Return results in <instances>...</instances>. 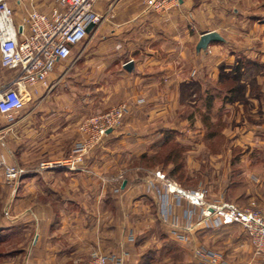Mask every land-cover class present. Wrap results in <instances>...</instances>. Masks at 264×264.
<instances>
[{
  "label": "crops",
  "instance_id": "obj_1",
  "mask_svg": "<svg viewBox=\"0 0 264 264\" xmlns=\"http://www.w3.org/2000/svg\"><path fill=\"white\" fill-rule=\"evenodd\" d=\"M260 2L180 0L178 7L155 13L146 11L140 0L97 1L95 8L104 15L102 23L73 48L70 58L56 63L48 77V86H38L37 92L32 87L24 90L26 103L14 120L0 114V161L23 170L14 206L25 205L23 215L20 212L9 220L6 218L10 224H2L5 219L2 216L0 235L17 228L16 223L29 226L32 245L26 250V264H85L94 251L107 255L126 253L124 264L142 261L152 249L151 239H159L153 233L142 239L127 217L133 203L126 197L142 189L135 184L137 172L125 164L147 153L160 132L143 135L144 139L130 133L135 126L156 128L151 123L157 117L163 121L171 117L178 127L182 119H176L175 113H178L182 82L194 85L208 76L212 89L207 94L206 109H212L220 101L222 121L235 119L240 123L237 128L264 131V12H260L264 4ZM8 3L17 24L33 9L48 14L53 9H63L59 0H8ZM219 14L230 22L213 26L216 24L213 19ZM207 32L220 33L222 39L198 49L201 36ZM190 47L196 55L188 60L192 72L186 76L182 72L187 60L182 54ZM74 66L76 73L72 70ZM204 69L202 74L200 70ZM3 74L0 89L13 77L9 70ZM73 75L76 82L71 78ZM90 80L94 86L98 85L101 94L98 100L101 106L95 112H104L123 102L130 105L124 125L86 156L85 171L73 172L66 168L39 171L40 162L68 157L79 142V125L92 114L85 106L84 91L85 82ZM230 80L236 84V90L231 94L222 93L226 81ZM250 80L256 84L250 85ZM164 96H173L171 106L161 102ZM142 103L144 111L139 110ZM199 107H194L189 116L196 125L195 113L206 112ZM161 125L166 124H159V128ZM247 139L249 136L244 135L234 143L242 145ZM134 143L137 146L130 149ZM122 151L125 154L121 160ZM240 160L246 161V158ZM114 176L122 178L118 191L106 179ZM175 200L178 207L173 219L176 216L182 226L192 227L188 232L184 228L190 242L198 244V236L206 243L217 239L230 241L225 252L218 250L226 260L233 264H264V255L255 256L247 238L209 237L207 234L214 229L206 228L200 215L187 217L186 211L194 213L197 207L185 198ZM7 203L8 200H3V205ZM156 216L160 218L159 213ZM130 235L135 236V243L129 241ZM157 249V246L153 249L156 259L150 264L159 261L161 251ZM191 264L199 262L195 258Z\"/></svg>",
  "mask_w": 264,
  "mask_h": 264
},
{
  "label": "rangeland",
  "instance_id": "obj_2",
  "mask_svg": "<svg viewBox=\"0 0 264 264\" xmlns=\"http://www.w3.org/2000/svg\"><path fill=\"white\" fill-rule=\"evenodd\" d=\"M260 3L264 4V0H261ZM260 12H264V5L261 7ZM262 16V18H264V13H262ZM213 20L216 23L213 26L216 25L217 27H221V25L230 22L229 20L226 21L222 19L221 14ZM218 34L221 36L220 33ZM165 54L166 56L168 55V53ZM195 55L196 51L192 47L183 50L182 56L184 60L187 61H185L182 73L186 76L188 73L192 72V65H190L191 63L190 61L188 62V60L195 58ZM75 69L76 67L74 66L72 69L74 73H76ZM202 70H200V72L204 74L205 69L203 72ZM5 71V69L0 70V78L4 75L3 72ZM71 78L75 81L76 76L73 75ZM226 82L221 92H224V94H231L233 90H236V84L231 80ZM105 83V86L108 87V82ZM211 84L212 82L208 79V76L205 80L200 79L194 85L193 83L189 84L187 81L182 82V94L179 97L180 103L177 109L178 113H175L176 119H178V117L182 119L180 125H177L178 127H176V123H173L174 119L171 117H166L165 121L157 117L152 120L151 123L153 126H156V128L147 129L135 126L131 129V136H137L143 139V135L146 136L153 131L160 132L157 137H154L155 143H150L152 145L149 144V151L143 154L149 156L159 154L158 158H155V160H151V158L146 160L145 158L143 159V155H141L138 159L127 161V164H125L128 168H133L134 171L137 172V179H135L137 182L135 184L142 189V192L133 191L126 197L128 201H131V204L133 203L130 205V208H133V210L129 209L127 217H130L133 226L138 229V234L142 239H144L143 237L145 235L148 237L152 233L159 239H151L149 243L152 247L151 250L155 249L157 246L159 251H161L157 264H191L195 261V257L192 253L193 243L183 240V237L182 239L181 237L179 238L172 231L175 227V221L178 222V217L175 216V220L173 219V215L177 214L174 213L175 208L178 207L175 199L176 197L184 198L176 191V186L188 191L205 190L207 191V199L209 201L223 200L233 203L238 207H248L255 203L257 206L264 207V131L250 130L251 132H249L242 128H237L240 123L236 122L235 119L232 122L222 121L223 110L220 101H216L212 109H206V98L207 94H210V89H212L210 88ZM251 84L255 85L256 82L250 80V85ZM78 89L80 90V88ZM84 91L85 106L89 108L92 114H96L97 112L95 111L101 106L100 103H98L101 96V94H99L100 88L98 85L94 86L93 82L90 80L85 82ZM169 97L164 96L161 102L171 106L173 96ZM237 97H239V94ZM141 105L139 110L144 111L145 104L142 103ZM198 106H200L199 108L201 110H205L206 112L195 113V117L197 118L196 125L189 116L191 112L194 111V107ZM138 117L141 119L140 116ZM125 120L126 118L123 120L121 126L124 125ZM183 121L185 123H183ZM137 124L141 126L140 122H137ZM159 124L166 125L165 127L161 125V128H159ZM121 126L116 130L121 128ZM173 126L176 127L177 130L173 129ZM168 133L171 134L172 137L167 145L162 146L161 143ZM212 133H214L213 136H211ZM244 135L249 136V139H247L248 141H245L242 145H236L234 143L236 138L239 139ZM259 141H261V143H259ZM176 143L180 144V147L183 148L180 150L182 168L179 173L176 174L177 177L182 175V180L176 178V176L170 177L167 175L169 170L173 167L172 163L167 166L164 165L165 157L169 151L176 149L174 147ZM136 144L137 143L132 144L130 149L137 146ZM137 149H134L135 153L138 152ZM124 154L125 151H122L121 160L124 158ZM242 157L246 158V161H241L240 159ZM4 169L5 167L0 165V220H2V216H4L5 219L2 221V224H10L11 222L7 221L6 218L11 219L12 216L19 215L20 212L21 215H23L25 212L24 203L14 206L17 196L16 189L22 180V176L15 182H10L5 175ZM123 170L125 171V168ZM159 171L165 175V179L160 180L156 177V173ZM123 174L124 172L122 175ZM150 175L153 177H149ZM255 175L257 177H253ZM121 176L119 178L115 176L106 178L108 179L109 185L113 188L115 187V191L119 189L122 182ZM148 177L151 179L147 183L146 179H148ZM170 185H172V187H170ZM171 190L174 192L172 193ZM144 191H146V193H144ZM3 200H8V203L5 204L6 206L3 205ZM156 204H158V208ZM186 212L187 217H189L188 211ZM200 212V207H197L194 214L198 216ZM158 213L163 222L156 216ZM178 224L182 226V223ZM16 227L17 228L14 230L10 228L7 232H4L3 235H0V264H26L28 261L26 250L32 245V241L29 239L30 232L27 230L29 226L16 223ZM185 227L187 226H179L178 233H181L182 236L187 234L184 233ZM209 228L214 229L207 234L209 237H229L232 240L234 238L246 240L245 233L239 226H229L223 229L222 226L219 228L211 226ZM185 232L188 231L186 230ZM135 242L136 238L134 242L131 243ZM196 243L206 247L209 246L217 251L220 250L225 252L231 242L217 239L213 243H206L203 238H199L198 236Z\"/></svg>",
  "mask_w": 264,
  "mask_h": 264
},
{
  "label": "built area",
  "instance_id": "obj_3",
  "mask_svg": "<svg viewBox=\"0 0 264 264\" xmlns=\"http://www.w3.org/2000/svg\"><path fill=\"white\" fill-rule=\"evenodd\" d=\"M63 9H53L50 14L33 9L21 24L14 19V11L8 0H0V65L13 72L12 79L0 89V114L12 121L24 108L22 92L32 87L35 92L40 85L48 86V77L56 63L67 60L73 54V48L84 42L90 35L87 28L92 24L95 30L103 21L95 6L98 0H59ZM148 12L165 13L178 7L180 0H140ZM130 112L128 103L123 102L108 110L86 116L79 125L81 138L72 153L61 160H45L39 163V171L66 168L69 171H85V158L105 138L123 123ZM5 167V175L15 182L23 170L14 165ZM156 177L165 179L162 172ZM172 187V185H170ZM188 202L200 207L201 220L205 227L239 226L253 248L255 256L264 255V207L251 204L238 207L223 200L209 201L205 190H176ZM173 193L174 191L171 190ZM194 213L188 212L191 218ZM173 233L189 241L188 235L179 234V224L175 221ZM192 227L188 226L187 231ZM130 235L129 241L134 242ZM192 253L199 264H233L222 253L202 245L194 244ZM126 253L103 254L92 252L85 264H124Z\"/></svg>",
  "mask_w": 264,
  "mask_h": 264
},
{
  "label": "trees",
  "instance_id": "obj_4",
  "mask_svg": "<svg viewBox=\"0 0 264 264\" xmlns=\"http://www.w3.org/2000/svg\"><path fill=\"white\" fill-rule=\"evenodd\" d=\"M214 133L211 134V136H213ZM171 134H166V138L163 140V142L161 143L162 146H165L169 143V140L171 139ZM161 146V147H162ZM181 145L176 143L174 145V148L175 150H171L169 151V153L167 154V156L165 157V163L164 165L167 166L168 164L172 163L173 164V167L171 170H169V173L167 174L168 176H176L177 173H179V171L181 170L182 168V162H181V155H180V150L183 149L180 147ZM158 153V152H157ZM155 155V154H154ZM154 155H143L142 158L144 159H150L151 160H155V158H158V155L159 154H156L155 156ZM176 178L182 180L183 176L181 175L180 177L176 176ZM156 259V252L153 251V250H148L144 256V258L142 259V261L139 263V264H150L153 260Z\"/></svg>",
  "mask_w": 264,
  "mask_h": 264
},
{
  "label": "water",
  "instance_id": "obj_5",
  "mask_svg": "<svg viewBox=\"0 0 264 264\" xmlns=\"http://www.w3.org/2000/svg\"><path fill=\"white\" fill-rule=\"evenodd\" d=\"M93 28V25L91 24L88 28H87V32L90 33L91 30ZM222 38L219 36L218 33L216 32H207L205 34H203L201 36V39L198 43V49H204L206 48L211 42L213 41H219ZM126 67H129L130 63L126 64ZM126 182L123 183V186L125 185Z\"/></svg>",
  "mask_w": 264,
  "mask_h": 264
},
{
  "label": "bare ground",
  "instance_id": "obj_6",
  "mask_svg": "<svg viewBox=\"0 0 264 264\" xmlns=\"http://www.w3.org/2000/svg\"><path fill=\"white\" fill-rule=\"evenodd\" d=\"M173 189H175V188H173ZM178 189V187L176 186V190Z\"/></svg>",
  "mask_w": 264,
  "mask_h": 264
}]
</instances>
